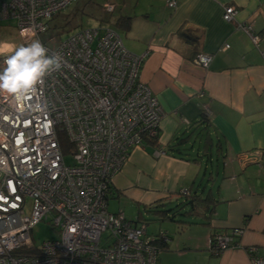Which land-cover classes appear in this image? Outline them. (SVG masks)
Segmentation results:
<instances>
[{
  "label": "built area",
  "instance_id": "obj_1",
  "mask_svg": "<svg viewBox=\"0 0 264 264\" xmlns=\"http://www.w3.org/2000/svg\"><path fill=\"white\" fill-rule=\"evenodd\" d=\"M73 1L0 0V20H16L21 44L34 33L49 54L64 57L61 70L47 77L28 101L32 107L21 109L0 96V264H160L157 240L167 241L166 231L148 232L143 221L110 212L106 198L130 150L159 137L164 113L139 76L145 53L126 49L120 34L104 25L77 29L48 47L39 36L49 28L47 20ZM167 5L175 7L176 0ZM114 8L112 2L103 3L107 12ZM223 8V19L232 20L235 8ZM238 27L258 44L250 24ZM24 29L29 31L22 35ZM211 60L212 54L204 52L193 58L203 67ZM37 103L42 110H35ZM61 133L69 144L65 154ZM65 155L73 164L65 163ZM44 220L58 237L36 246L30 231ZM242 232L213 233L209 251L221 253ZM244 250L253 264H264V255L255 256L256 247Z\"/></svg>",
  "mask_w": 264,
  "mask_h": 264
},
{
  "label": "crops",
  "instance_id": "obj_2",
  "mask_svg": "<svg viewBox=\"0 0 264 264\" xmlns=\"http://www.w3.org/2000/svg\"><path fill=\"white\" fill-rule=\"evenodd\" d=\"M105 1L115 5L112 23L130 18L120 36L126 49L145 53L139 76L164 113L157 142L131 149L113 175L107 205L110 198L116 208L108 210L158 221L155 211L178 204L181 189L206 195L209 209L157 222L168 235L159 263L253 264L245 247L264 255V0ZM227 5L236 10L232 20L222 17ZM243 23L259 35L257 45ZM199 52L212 54L208 67L193 62ZM184 136V145L173 146ZM238 228L232 246L209 251L213 233Z\"/></svg>",
  "mask_w": 264,
  "mask_h": 264
},
{
  "label": "rangeland",
  "instance_id": "obj_3",
  "mask_svg": "<svg viewBox=\"0 0 264 264\" xmlns=\"http://www.w3.org/2000/svg\"><path fill=\"white\" fill-rule=\"evenodd\" d=\"M105 0H76L70 3L66 9L60 13L52 16L47 20L48 29L41 33L40 39L46 42L47 46L54 48L60 39L65 38L71 32L85 27H98L100 25L110 26L116 29L119 34L123 36V29L114 25L113 19L116 17V12H107L103 9V3ZM115 11V10H114ZM54 38L55 42L51 41ZM20 42V39L16 33V20L15 19H3L0 20V42L1 41ZM16 45H18L16 43ZM19 46V45H18ZM1 57V56H0ZM66 164H73V159L69 155L64 156ZM108 209L113 211L116 208V202L109 198ZM126 218L133 219L134 210L132 209V215L127 213ZM183 219V217H181ZM147 220V218H145ZM157 222L172 223L168 218H162V220H155V218H148L147 231H157ZM30 236L32 242L39 246L43 241L56 239L58 237V231L51 225L50 222L44 220L35 224L31 231Z\"/></svg>",
  "mask_w": 264,
  "mask_h": 264
},
{
  "label": "clouds",
  "instance_id": "obj_4",
  "mask_svg": "<svg viewBox=\"0 0 264 264\" xmlns=\"http://www.w3.org/2000/svg\"><path fill=\"white\" fill-rule=\"evenodd\" d=\"M28 31L22 30V35ZM0 56L5 57V67L0 69V96L10 97L21 109L37 94L45 79L64 65L62 54H49L48 48L35 38L34 33L30 42L19 46L0 43ZM35 110H42L41 104L37 103Z\"/></svg>",
  "mask_w": 264,
  "mask_h": 264
},
{
  "label": "trees",
  "instance_id": "obj_5",
  "mask_svg": "<svg viewBox=\"0 0 264 264\" xmlns=\"http://www.w3.org/2000/svg\"><path fill=\"white\" fill-rule=\"evenodd\" d=\"M129 21H130L129 17H125V18H122V19L120 18V19L115 21L114 25H117L121 29L126 30V29L129 28V24H130ZM187 138H188V136L178 137L176 139L177 142L173 146H182V145H184V143L187 142ZM145 140H152L154 142H157L155 139H145ZM59 142H60V146H61L62 152L65 154L66 150L69 147V144H68L67 139L65 138L64 134H62V133L59 134ZM110 185H111V183L109 184V189H108V193H107V196H106L107 200H108V194H109V190H110ZM179 194L181 196V201L178 204L174 205L173 207H171L169 209H163V210L160 209V210L155 211V212L158 213L161 218H168V219L176 221V222H184V218H188V216H192V214H191L192 209H195V208L197 209L198 207L200 208V207H203V206L205 208L209 207V206H207V204H204V205L202 204L205 201V199H206V195L201 197L200 194H197L195 192L192 193L188 189H187V193L182 194L180 192ZM181 217H183V219ZM137 218L134 219V221H141L140 219H137ZM142 221L146 224V220H142ZM186 222L189 223L191 221H186ZM146 226H147V224H146ZM159 230H162V229H159ZM166 234H167V232H166ZM167 238H168V235H167ZM166 243H167V241L164 242V241H160V239L157 240V245L161 249L160 252L165 248Z\"/></svg>",
  "mask_w": 264,
  "mask_h": 264
}]
</instances>
